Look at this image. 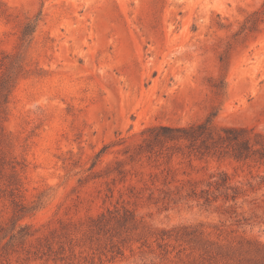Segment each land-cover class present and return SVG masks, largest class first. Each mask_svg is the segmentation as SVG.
<instances>
[{"label": "rangeland", "instance_id": "rangeland-1", "mask_svg": "<svg viewBox=\"0 0 264 264\" xmlns=\"http://www.w3.org/2000/svg\"><path fill=\"white\" fill-rule=\"evenodd\" d=\"M263 3L0 0V77H14L0 113V158L7 171L19 163L23 199L36 205L18 220L0 181V226L31 225L34 245L69 222L79 236L106 208L134 210L144 236L124 232L122 254L112 259L77 246L71 264L84 255L93 264H192L182 240L160 238L183 226L223 243L264 245V184L237 203L185 198L191 184L204 187L219 170L256 183L264 167L136 154L139 145H155L157 126H185L209 112L217 126L264 132V14H253ZM27 21L36 25L21 42ZM19 249L0 264H42L24 261Z\"/></svg>", "mask_w": 264, "mask_h": 264}, {"label": "trees", "instance_id": "trees-1", "mask_svg": "<svg viewBox=\"0 0 264 264\" xmlns=\"http://www.w3.org/2000/svg\"><path fill=\"white\" fill-rule=\"evenodd\" d=\"M262 10L264 14V3ZM257 15L254 22H257ZM36 23L27 21L21 30L20 40L25 42L30 39ZM14 84L13 74L8 71L0 77V113L3 112L2 104L6 102L10 88ZM213 112H209L204 119L189 123L185 126L159 125L160 133L154 135L155 145H139L137 155L144 154L148 159L159 157L170 158L174 154H180L197 159L230 157L248 167H264V132L248 126H217L213 122ZM2 131V128H0ZM172 141L175 144L186 142L187 145H164ZM19 163H9V171L6 170L5 161L0 158V181L5 185L7 197L13 205V215L17 219L25 216L36 208V205L24 201L20 191L21 180L16 167ZM259 180L253 183L246 180L245 183L234 182L232 176L225 170H219L209 176L204 187L199 189L191 184L187 188L185 198L201 201L203 205H211L213 202L233 201L237 203L239 198H244L249 191H254L264 184V175H256ZM244 186H247L244 188ZM153 193V192H151ZM151 198V196H149ZM16 227V230H15ZM141 229L138 232L141 238L145 234L141 220H138L134 210L121 206L120 208H106L96 216L90 217L85 229L78 236L79 227L69 222L61 226L58 231L48 236L36 237L35 243L29 242L34 235L29 224H13L10 232H6L0 226V243L8 235V240L1 245L0 263L9 260L14 252H19V247L24 251V261L39 260L42 264H71L75 257L74 249L77 246H86L90 249L104 253L111 252V259L117 254H122L120 243L126 242L122 234L124 232ZM141 235V236H140ZM173 236L175 240H182L188 250L185 257L192 264H264V245L255 240L241 238L236 242L223 243L212 240L197 227L183 226L174 233L162 232L161 239ZM93 244L96 245L93 248ZM95 253V252H92ZM166 253V252H165ZM93 255H84L82 264H93ZM182 260L180 255H177ZM183 262V260H182Z\"/></svg>", "mask_w": 264, "mask_h": 264}]
</instances>
